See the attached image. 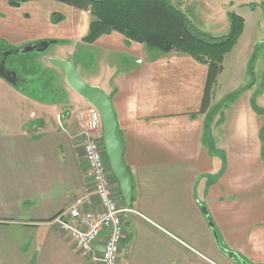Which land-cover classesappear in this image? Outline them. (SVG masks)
I'll use <instances>...</instances> for the list:
<instances>
[{
    "label": "crops",
    "instance_id": "obj_1",
    "mask_svg": "<svg viewBox=\"0 0 264 264\" xmlns=\"http://www.w3.org/2000/svg\"><path fill=\"white\" fill-rule=\"evenodd\" d=\"M227 2L230 8L250 13L261 6L264 15V0ZM21 7L6 14L9 26L0 30V38L17 47L46 39L80 42L87 33L90 16L80 10L72 14L68 32L22 30L19 25L29 15ZM229 12L243 18L236 10ZM50 16L51 12L45 16L47 26ZM244 30L245 20L242 34ZM85 45L98 46L108 56L121 55L113 60L106 56L98 71L99 83L89 85L111 99L123 142L122 160L131 178L129 207L136 214L124 222L119 264H264V142L260 139L264 117L251 106L257 88L238 94L214 117L213 154L202 143L205 115L197 114L205 65L188 55L148 49L117 32ZM254 46L251 41L238 54L244 75ZM227 54L212 104L224 98H218L217 92ZM50 59H41L42 73L54 69L65 85L64 73L52 67ZM71 63L79 76L80 68ZM42 76L40 72L21 83L32 86ZM66 91L79 103L84 101L68 85ZM36 96L0 79V264H97L51 223L58 212L89 195L81 152L83 128L78 122L83 114ZM261 99L264 87L257 97ZM260 106L264 109L263 102ZM90 200L96 205L93 196ZM206 217L232 257L216 246Z\"/></svg>",
    "mask_w": 264,
    "mask_h": 264
},
{
    "label": "rangeland",
    "instance_id": "obj_2",
    "mask_svg": "<svg viewBox=\"0 0 264 264\" xmlns=\"http://www.w3.org/2000/svg\"><path fill=\"white\" fill-rule=\"evenodd\" d=\"M171 1L175 6L181 7L182 11L192 20V22L198 29L209 34L212 37H220L226 33L228 28L227 13L229 11L236 10L238 13H240V15L243 16L245 20V30L243 34H241L243 35V37H241V39L239 38L240 41H237L238 43L233 46L231 50H233L234 48L235 49L231 53L229 52V56L227 54L228 57L226 59L227 61L225 72L221 77L217 96L218 98H223L228 93L235 92L239 88V86L242 87L252 82V80L254 81V84L252 86L255 89L257 88L256 90L257 92H259L260 87L264 85V15H262L263 11L262 9H260L261 6L258 10H256V12L250 13L248 12V10L241 11L236 7L230 8V6H228V0ZM20 6H22L20 9L21 12L24 11L29 16L24 17L26 21L21 22L19 26L22 27V30H27L28 32H30V30L34 28L36 33L38 34L52 33V30L62 32L70 31V22L73 20L72 14L81 11L53 0H30L21 3ZM19 7H10L7 4V0H0V30L5 29L9 26V16L6 14L9 12L13 13L12 9H18ZM49 12H51V15L54 14L56 17H58V15L62 16V20L57 23H52L50 16L48 21L49 26H47L45 16ZM64 17L67 19L66 22H64ZM43 41H54L56 43L53 42V44H50L43 53L29 52L25 54L10 55L8 56L5 63V68L17 72V78L19 80L18 89L20 86L23 92L30 91L32 92V94L35 93L37 95L36 97H39V94L41 95V99L46 103L59 105L65 104V106H69V109L71 106L74 107L75 110L79 109L83 114V117H80V119H78L79 128L82 130V128L85 126L88 112L93 107L88 103H84V105L83 102L85 100L83 98L82 99L84 101H80V103H82L83 105H80L79 101L77 99H74L76 97H72L74 95H69L67 93V84H63V76L61 73L56 74V71L54 69L44 70L42 73L40 61L43 57H45V59H57V57H66L69 61L77 64V66L80 68L79 76L81 80L85 84L90 85L92 83H99L98 71L103 65L102 62H104L106 56H108V53L102 52V50L99 49L98 46L89 49V47H86L85 43H82L81 41L75 42L67 39H46L38 40L33 43ZM251 41L255 43V46L251 52V55L255 52L253 78L250 77L247 73L246 75L243 74V59L238 55L243 50L244 52L247 50L246 47L248 46V44H250ZM30 44L32 43L20 44V46L17 47L18 45H12L6 40L0 38V51L2 50V53L16 51ZM256 46L258 47L257 50L255 49ZM108 57L109 59L113 60L115 58H121V55L114 53L113 55H109ZM24 69H29L30 73H23ZM40 72L43 75V79L34 81L32 86H27L30 84L29 82L21 83V81H29L33 77H37ZM247 93L248 92L246 91L245 94ZM243 95L244 91L241 92V96ZM256 95L257 94H255L253 97V103L256 107L261 108L260 103H264V99L257 100L258 96L256 97ZM12 104L19 105L20 103H14L12 101ZM80 106L83 107L80 108ZM13 114L14 113H11V116H13Z\"/></svg>",
    "mask_w": 264,
    "mask_h": 264
},
{
    "label": "trees",
    "instance_id": "obj_3",
    "mask_svg": "<svg viewBox=\"0 0 264 264\" xmlns=\"http://www.w3.org/2000/svg\"><path fill=\"white\" fill-rule=\"evenodd\" d=\"M30 0H7L10 7L17 8ZM89 13L87 33L81 42L94 43L99 37L112 32L121 34L126 40L144 45L160 53L176 52L190 56L207 67L206 79L197 114H204L202 143L211 153H216L211 135L214 117L238 94L249 89L254 81L232 92L212 104L218 76L223 70L224 56L231 51L240 38L244 20L234 12L227 13L228 28L224 35L212 37L196 27L192 20L171 0H53ZM51 22L57 23L62 16L51 15ZM54 42V41H53ZM63 42V41H62ZM56 43V42H54ZM256 50L258 47L256 46ZM0 51V62L4 59ZM255 52L247 63V74L253 78ZM8 56L5 58V63ZM264 84V79H263ZM264 85L254 92L251 98L252 109L264 117V109L254 105L253 97L262 91ZM191 114L190 116H194ZM220 119L218 120V122ZM260 139L264 142V124L260 129ZM221 248L222 245L220 244ZM223 249V248H222Z\"/></svg>",
    "mask_w": 264,
    "mask_h": 264
},
{
    "label": "built area",
    "instance_id": "obj_4",
    "mask_svg": "<svg viewBox=\"0 0 264 264\" xmlns=\"http://www.w3.org/2000/svg\"><path fill=\"white\" fill-rule=\"evenodd\" d=\"M82 134L81 152L89 195L76 199L71 206L58 212L51 223L65 232L95 263L119 264L124 222L136 212L120 200L104 150L100 115L95 108L89 110ZM90 196L95 198L96 205ZM98 245L101 251H97Z\"/></svg>",
    "mask_w": 264,
    "mask_h": 264
},
{
    "label": "water",
    "instance_id": "obj_5",
    "mask_svg": "<svg viewBox=\"0 0 264 264\" xmlns=\"http://www.w3.org/2000/svg\"><path fill=\"white\" fill-rule=\"evenodd\" d=\"M53 41H43L30 44L22 49L4 53V59L0 62V79L14 88H18L19 80L15 71L5 68V58L10 55L25 54L29 52L43 53ZM49 64L60 69L64 73L65 82L70 89L94 107L100 115L102 123V140L110 171L118 184L119 194L125 206H130L132 184L131 178L122 160L123 142L121 134L117 130L116 117L110 97L101 89L85 84L78 76L77 68L68 60H48ZM206 214V210L203 209ZM206 220L212 229L216 246L229 257L231 253L221 248L213 224L209 217ZM244 264V263H243Z\"/></svg>",
    "mask_w": 264,
    "mask_h": 264
},
{
    "label": "flooded vegetation",
    "instance_id": "obj_6",
    "mask_svg": "<svg viewBox=\"0 0 264 264\" xmlns=\"http://www.w3.org/2000/svg\"><path fill=\"white\" fill-rule=\"evenodd\" d=\"M7 70H10V69H7ZM10 71H12V70H10Z\"/></svg>",
    "mask_w": 264,
    "mask_h": 264
}]
</instances>
